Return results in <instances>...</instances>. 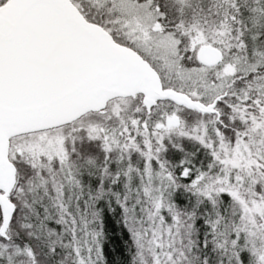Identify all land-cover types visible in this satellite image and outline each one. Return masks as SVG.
<instances>
[{
	"label": "snow or ice",
	"instance_id": "1",
	"mask_svg": "<svg viewBox=\"0 0 264 264\" xmlns=\"http://www.w3.org/2000/svg\"><path fill=\"white\" fill-rule=\"evenodd\" d=\"M0 264H264V0H0Z\"/></svg>",
	"mask_w": 264,
	"mask_h": 264
}]
</instances>
